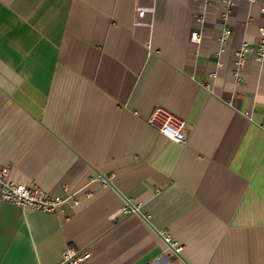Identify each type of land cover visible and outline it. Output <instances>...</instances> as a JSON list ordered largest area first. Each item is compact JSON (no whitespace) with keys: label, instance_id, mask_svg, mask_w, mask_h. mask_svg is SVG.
I'll use <instances>...</instances> for the list:
<instances>
[{"label":"crops","instance_id":"1","mask_svg":"<svg viewBox=\"0 0 264 264\" xmlns=\"http://www.w3.org/2000/svg\"><path fill=\"white\" fill-rule=\"evenodd\" d=\"M260 28L248 0H0V164L71 196L0 200V264L68 245L87 264H264ZM156 107L184 143L146 123Z\"/></svg>","mask_w":264,"mask_h":264},{"label":"built area","instance_id":"2","mask_svg":"<svg viewBox=\"0 0 264 264\" xmlns=\"http://www.w3.org/2000/svg\"><path fill=\"white\" fill-rule=\"evenodd\" d=\"M250 3L259 2L260 10L264 13V0H248ZM144 14L143 8H136V16L141 18ZM229 30L223 29L220 40L228 37ZM196 39V34L192 35ZM236 66H240L243 60V47L235 54ZM253 59L257 62H264V28L259 29V39L253 48ZM146 123L159 132L166 139L176 143L186 141L185 122L163 107H156L152 111ZM9 166L0 164V200L9 204L17 205L23 209L40 210L44 212H55L61 205L70 200L66 197L52 195L37 185H27L15 182L8 176ZM122 213H136L138 207L127 202L120 208ZM165 241H168L164 237ZM174 247V246H173ZM177 247H174L176 249ZM89 252L87 250H76L72 246H66L62 251L58 264H87Z\"/></svg>","mask_w":264,"mask_h":264}]
</instances>
